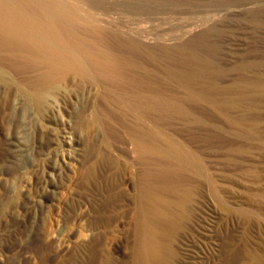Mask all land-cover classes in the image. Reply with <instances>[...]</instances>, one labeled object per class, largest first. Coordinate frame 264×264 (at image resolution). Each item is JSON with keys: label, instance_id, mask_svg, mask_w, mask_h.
<instances>
[{"label": "rangeland", "instance_id": "obj_1", "mask_svg": "<svg viewBox=\"0 0 264 264\" xmlns=\"http://www.w3.org/2000/svg\"><path fill=\"white\" fill-rule=\"evenodd\" d=\"M61 1L81 17L80 24L106 29V41L114 48L119 49L122 37L152 49L157 62L143 50L127 53L147 66H175L180 46L197 44L228 69L217 78L222 85L243 75L264 81V0ZM242 63L252 66L242 71ZM0 69V264H73L74 255L87 259L105 229L103 219L112 221L108 247L115 264H129L131 196L142 167L128 126L158 124L197 147L188 125L172 109L136 107L126 82L113 87L94 74H71L44 106H36L18 83L33 80L37 70L18 69L4 58ZM166 87L177 90L173 83ZM253 101L258 107L249 115L258 120L260 135L235 138L225 133L226 139L247 146L248 153L230 161L224 148L200 147L220 199L207 187L198 198L194 231L177 242L178 250L190 255L180 257L178 264H264V93ZM190 105L226 126L208 106ZM105 155L128 164L119 177L127 198L106 204L115 168L101 163ZM91 166L95 174L88 178ZM106 178L105 192L101 182ZM114 190L120 189L116 185ZM234 208L245 213L229 211Z\"/></svg>", "mask_w": 264, "mask_h": 264}, {"label": "bare ground", "instance_id": "obj_2", "mask_svg": "<svg viewBox=\"0 0 264 264\" xmlns=\"http://www.w3.org/2000/svg\"><path fill=\"white\" fill-rule=\"evenodd\" d=\"M80 18L61 0H0V59H8L21 70H37L33 80L18 83V88L36 106H44L47 97L63 87L71 74L80 78L94 74L113 87L126 82L129 91L135 94L136 107L153 111L172 109L188 125L190 139L197 147L174 138L158 124L128 126L131 147L142 167L131 196L134 214L129 264H178L180 257L190 255L178 250L177 242L194 231L191 223L196 217L198 198L207 187L209 193L220 199L200 147L224 148L230 161L249 152L237 139H226L225 133L235 138L260 135L259 122L249 112L258 107L252 100L264 93V81L243 75L222 85L217 78L226 75L228 69L217 65L204 52V46L197 44L180 46L181 58L175 66H147L127 53L143 50L157 62L152 49L122 37L118 40L119 49L114 48L106 41V29L88 22L80 24ZM251 66L242 63L238 68L246 71ZM3 74L0 69V78ZM169 83L177 90L167 88ZM248 100L251 103L245 106ZM190 104L208 106L224 119L226 126L200 108L190 109ZM202 127L207 132H201ZM101 159V163L109 162L115 168L104 204L127 198L128 191L119 177L128 164L119 157L105 155ZM94 174L95 166L89 167L87 177ZM108 182L107 178L101 182L105 192ZM116 185L119 192L114 190ZM229 211L245 213L236 208ZM102 222L106 224L105 229L99 233L89 257L83 260L74 255L73 264H115L108 247L107 228L112 221L103 219Z\"/></svg>", "mask_w": 264, "mask_h": 264}]
</instances>
